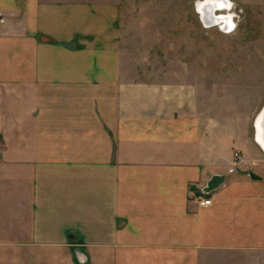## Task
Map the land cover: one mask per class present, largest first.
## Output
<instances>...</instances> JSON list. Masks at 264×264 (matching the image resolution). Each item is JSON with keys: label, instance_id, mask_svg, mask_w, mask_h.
Masks as SVG:
<instances>
[{"label": "crops", "instance_id": "0c3cea01", "mask_svg": "<svg viewBox=\"0 0 264 264\" xmlns=\"http://www.w3.org/2000/svg\"><path fill=\"white\" fill-rule=\"evenodd\" d=\"M115 9L0 0V264H264L262 177L202 88L128 70Z\"/></svg>", "mask_w": 264, "mask_h": 264}, {"label": "rangeland", "instance_id": "374dc122", "mask_svg": "<svg viewBox=\"0 0 264 264\" xmlns=\"http://www.w3.org/2000/svg\"><path fill=\"white\" fill-rule=\"evenodd\" d=\"M197 1L107 0L116 7L128 70L170 88H202L211 140L244 157L240 164L234 157L232 172L250 169L264 181L252 127L264 104V0H230L227 32L204 24Z\"/></svg>", "mask_w": 264, "mask_h": 264}, {"label": "bare ground", "instance_id": "6f19581e", "mask_svg": "<svg viewBox=\"0 0 264 264\" xmlns=\"http://www.w3.org/2000/svg\"><path fill=\"white\" fill-rule=\"evenodd\" d=\"M229 5L230 2L228 0H199L196 3L195 9L205 25H214L218 23L219 18L213 17L212 11L228 8ZM224 30L226 29L224 28ZM253 131L254 141L264 151V104L255 116Z\"/></svg>", "mask_w": 264, "mask_h": 264}, {"label": "flooded vegetation", "instance_id": "af4514ba", "mask_svg": "<svg viewBox=\"0 0 264 264\" xmlns=\"http://www.w3.org/2000/svg\"><path fill=\"white\" fill-rule=\"evenodd\" d=\"M228 2H230V5L228 6V8H222V9H218V10H213L212 11L213 17H215V18L218 17L219 18L218 23L214 24V25H219L220 24V26H223L227 30L229 29V26L232 25L231 24L232 23V20H231V16L232 15L230 14V12L232 10V2L230 0H228ZM195 6H196V2H195V5H194V10L196 12ZM225 12H227V13H225ZM227 30H224L223 32H227Z\"/></svg>", "mask_w": 264, "mask_h": 264}, {"label": "water", "instance_id": "95a60500", "mask_svg": "<svg viewBox=\"0 0 264 264\" xmlns=\"http://www.w3.org/2000/svg\"><path fill=\"white\" fill-rule=\"evenodd\" d=\"M236 171L240 172V173H243V174H246L248 175L250 178L254 179V180H259L260 177L255 174L253 171L251 170H242V169H239V168H236ZM223 180V176L222 175H213L211 177V179L209 180L206 188H205V192H209L211 191L212 189H214L221 181ZM70 237H73L72 235Z\"/></svg>", "mask_w": 264, "mask_h": 264}, {"label": "built area", "instance_id": "2783aa9c", "mask_svg": "<svg viewBox=\"0 0 264 264\" xmlns=\"http://www.w3.org/2000/svg\"><path fill=\"white\" fill-rule=\"evenodd\" d=\"M221 27L224 29L223 26H221ZM234 157H235V161H238V164H240L241 162H244V157L242 155L238 154V152H235ZM198 202H199V205H201V206H207L210 204V199L200 198Z\"/></svg>", "mask_w": 264, "mask_h": 264}]
</instances>
